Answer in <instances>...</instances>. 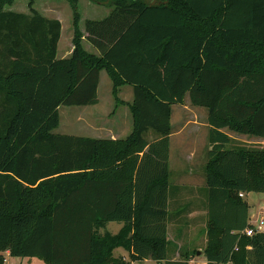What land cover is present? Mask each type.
Returning a JSON list of instances; mask_svg holds the SVG:
<instances>
[{"label":"trees","instance_id":"1","mask_svg":"<svg viewBox=\"0 0 264 264\" xmlns=\"http://www.w3.org/2000/svg\"><path fill=\"white\" fill-rule=\"evenodd\" d=\"M66 1L74 50L58 58L61 21L34 0L31 14L0 0V264L6 251L46 264H192L168 258L167 238L172 105L187 95L208 109L207 264H264V232L243 233L240 196L264 193V148H228L223 131L264 138V0H90L111 8L85 23L98 55L83 46L79 0ZM103 70L117 103L119 87H133V131L55 132L61 106L99 102ZM110 222L123 227L113 234Z\"/></svg>","mask_w":264,"mask_h":264},{"label":"rangeland","instance_id":"2","mask_svg":"<svg viewBox=\"0 0 264 264\" xmlns=\"http://www.w3.org/2000/svg\"><path fill=\"white\" fill-rule=\"evenodd\" d=\"M89 0H80L79 6L90 4ZM94 4V3H93ZM34 8L40 11L44 15L55 17L58 14L59 18H62L63 30L62 37L60 41V46L58 49V57H62L64 54V47L67 44L72 43V31H73V9L69 2L66 0H34ZM7 11L22 12L26 14H31V9L29 6V0H15L13 5H7L5 7ZM61 15V16H60ZM104 80H107L104 82ZM112 84L111 79L106 75L103 77V82L99 90V104L97 106H61L59 108L60 113V125L54 131L61 134L77 135V136H91L95 138H111L113 136H124L131 131L132 126H126L131 122V109L127 106L117 103L114 97L111 95V88L109 84ZM124 98H128L126 93H123ZM174 126H200V131L195 139L198 140V152H199V162L202 161V155L206 159V150L208 148V133L202 126L208 125V109L205 107H198L191 104V102L185 101V105L175 107L173 116ZM130 129V130H129ZM187 132V131H186ZM225 132L231 137V143L227 145L228 148L233 147H248V148H264V138L254 136V135H242L231 131L230 129H225ZM119 134V135H118ZM151 135H147V139L151 140ZM198 164V163H197ZM201 172L203 171V166L198 165ZM205 178V177H204ZM204 178L197 177L196 181L205 182ZM208 186L205 183V187L199 189V201L202 198L207 199ZM248 202L250 204V217L253 223H255L259 218H264V193L253 192L248 197ZM206 218L199 219V229L196 233L192 234V239H195L191 245L190 250L205 249L204 230L206 223ZM121 223L110 222L107 226V230L115 233L119 229ZM104 230V229H103ZM203 233V234H202ZM175 235V232H173ZM201 236H203L201 238ZM189 242L183 244L187 246ZM184 246V247H185ZM250 250V247H248ZM186 249V248H185ZM184 250V249H183ZM182 251V250H181ZM169 258L175 259L178 256L176 250L170 246ZM194 259L198 260L194 252ZM8 259L7 264H46L42 259L39 258H16L11 256H6ZM129 257L127 256V260ZM179 259V256L178 258ZM133 264H158L152 259L136 261Z\"/></svg>","mask_w":264,"mask_h":264},{"label":"crops","instance_id":"3","mask_svg":"<svg viewBox=\"0 0 264 264\" xmlns=\"http://www.w3.org/2000/svg\"><path fill=\"white\" fill-rule=\"evenodd\" d=\"M90 1V0H89ZM145 3H148L150 5L159 4L165 0H140ZM80 2V0H79ZM40 12V11H39ZM79 12H80V29L83 32V46L84 48L95 54H99V51L96 47H94L89 40L87 39L88 33L85 30V23L87 20H102L106 18L110 12L111 8L93 4L91 1L90 4H84L81 7L79 6ZM41 13V12H40ZM42 14V13H41ZM44 15V14H42ZM51 19H58L62 23V30H63V22L62 18L58 17V14H56L55 17H50L48 15H44ZM61 16V15H60ZM72 43H68L67 47H64V54L62 57L58 58H67L70 57L74 50L73 45V38H74V17H73V31H72ZM62 37V32H61ZM61 41V38H60ZM60 41L58 44V49L60 46ZM58 56V52H57ZM106 75L108 76L107 72L103 70L100 75V83L98 88V96H99V90L101 88V84L103 82V77L106 79ZM109 77V76H108ZM110 78V77H109ZM107 80H104V82ZM111 88V95L114 97L113 94V83L110 85ZM118 97L123 100L125 103H119L121 105H125L130 109L129 104L133 102L134 99V93H133V87L131 85H123L119 87ZM123 93H126L128 95V98H124ZM187 101L190 102V97L187 95L186 97ZM185 99V101H186ZM116 100V99H115ZM100 101V100H99ZM99 102L96 105L91 106H97ZM185 105L184 104H173L172 105V117H171V124H172V132L170 134V152H169V167H170V178H169V188H170V200H169V214L170 219L168 222L167 227V238H168V249L170 250V246L173 247L174 250H176L179 259L182 258L183 254L191 255V263L192 264H207V258L205 254L203 253V250L193 249L190 250L191 243L195 240L192 239V234L196 233L199 229V219L200 218H206V223H204L205 229L204 230V242L207 245L208 236H207V227H208V215H207V199L202 198L199 201V194L198 191L201 188L205 187L206 176H207V163H208V152L211 149L210 143L208 144V148L206 150V159L202 155V161L199 162V152H198V140L195 139L198 135V132L200 131V126H174L173 123V116L175 107ZM88 107V106H86ZM131 111V110H130ZM132 115V112H131ZM131 122L127 124L126 126H132L131 131H128V133L124 136H118V137H111L113 139L117 138H125L127 137L132 131H133V115L130 116ZM209 125V124H208ZM207 130L208 137H209V131L210 126H202ZM130 130V129H129ZM187 131V132H186ZM225 131V130H223ZM227 133V132H226ZM228 134V133H227ZM119 135V134H118ZM147 135H151V140L153 141L158 136L156 133L150 129L146 133ZM209 141V140H208ZM198 163V164H197ZM198 165L203 166V171L201 172V169L197 168ZM204 178L205 182L201 183L200 181H196V178ZM253 193V192H252ZM252 193H244L243 198L248 201V197ZM249 203V202H248ZM251 209V207H250ZM249 209V214H250ZM108 226V225H107ZM123 227V223H121L119 229L117 232L113 233L109 230V232L116 234L119 232V230ZM173 232H175V235H173ZM203 234V233H202ZM203 236H201L202 238ZM186 242H189L187 246H183V244H186ZM183 243V244H182ZM186 248V249H185ZM206 248V246H205ZM184 249V250H183ZM168 250V254H169ZM182 250V251H181ZM202 251L201 255H198L196 253V256L199 258L198 260L194 259L193 251ZM6 256H11L9 251H6L3 253ZM115 257H124L127 259V256L129 257V252L125 250L124 248H117L114 251ZM178 256L174 257L175 259L171 260H179L176 259ZM12 257V256H11ZM14 258V257H13ZM169 258V255H168ZM170 259V258H169ZM136 262L133 261L132 264ZM8 263V259L6 261V264Z\"/></svg>","mask_w":264,"mask_h":264},{"label":"built area","instance_id":"4","mask_svg":"<svg viewBox=\"0 0 264 264\" xmlns=\"http://www.w3.org/2000/svg\"><path fill=\"white\" fill-rule=\"evenodd\" d=\"M240 196L243 197L244 193H240ZM263 207H264V202H263ZM264 232V218H259L255 223L252 222L250 218V225L244 230V234L248 236H253L257 233ZM7 259L5 258V263L6 264Z\"/></svg>","mask_w":264,"mask_h":264},{"label":"water","instance_id":"5","mask_svg":"<svg viewBox=\"0 0 264 264\" xmlns=\"http://www.w3.org/2000/svg\"><path fill=\"white\" fill-rule=\"evenodd\" d=\"M197 254H198V255H201V254H202V251H198Z\"/></svg>","mask_w":264,"mask_h":264}]
</instances>
